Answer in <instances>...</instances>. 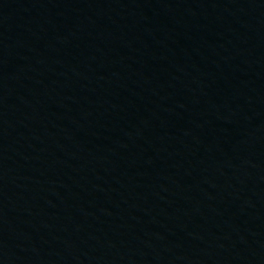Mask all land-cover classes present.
<instances>
[{
	"label": "water",
	"instance_id": "95a60500",
	"mask_svg": "<svg viewBox=\"0 0 264 264\" xmlns=\"http://www.w3.org/2000/svg\"><path fill=\"white\" fill-rule=\"evenodd\" d=\"M0 264H264V0H0Z\"/></svg>",
	"mask_w": 264,
	"mask_h": 264
}]
</instances>
